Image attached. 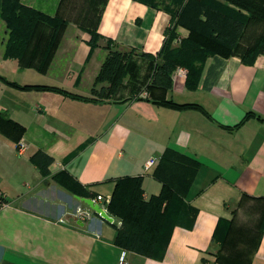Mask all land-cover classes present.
Instances as JSON below:
<instances>
[{"label": "crops", "instance_id": "crops-1", "mask_svg": "<svg viewBox=\"0 0 264 264\" xmlns=\"http://www.w3.org/2000/svg\"><path fill=\"white\" fill-rule=\"evenodd\" d=\"M21 1L51 15L59 3ZM169 25L164 10L137 0H106L98 32L119 49L155 56ZM176 32L178 39L188 35L182 26ZM88 38L69 21L45 71L10 58L16 61L11 74L23 70L24 75L0 74L21 84H53L90 96L107 49L99 43L90 52ZM1 41L5 44L4 35ZM139 63L140 84L125 78L116 95L97 100L20 89L0 80V112L23 127L19 135L10 131L12 136L0 130V264H118L122 252L126 264H224L215 260L219 220L234 218L254 228L264 206V55L253 64L238 56H209L194 89L187 88L186 76L172 74L167 97L196 102L208 116L151 102L145 87L148 61ZM248 112L252 115L244 119ZM17 139L29 144L20 156ZM167 147L200 162L185 197L197 213L191 224L173 227L158 257L118 245L120 219L108 210L112 222L96 213L74 216L83 206L79 194L53 178L65 170L90 196L111 197L114 179L141 176L148 198L159 193L161 182L153 174L156 165L146 170L144 164L150 157L159 160ZM37 150L51 157L46 174L30 159ZM260 230L250 264H264V223Z\"/></svg>", "mask_w": 264, "mask_h": 264}, {"label": "trees", "instance_id": "trees-1", "mask_svg": "<svg viewBox=\"0 0 264 264\" xmlns=\"http://www.w3.org/2000/svg\"><path fill=\"white\" fill-rule=\"evenodd\" d=\"M74 1L59 0L56 13L51 15L25 5L21 0H0V18L8 31L4 56L19 60L22 67L35 65L37 70L45 71L63 29L72 20L88 32L87 43L91 52L98 46V36L103 37L98 32V22L106 0H78L75 5ZM137 1L170 15V25L164 29L163 45L154 56L135 52L134 49H119L113 39L106 38L104 47L107 54L95 76L90 96L53 84H21L5 77L2 79L20 89L55 91L84 100L110 98L116 95L125 78L130 85L140 84L142 78L137 64V58L140 59L137 54H140L142 60L148 61L145 87L151 102L175 109L192 108L208 116L204 107L196 102H178L167 97L174 69L177 66L185 67L186 86L194 89L209 56H238L243 63L253 64L259 54H264V47L259 42L256 47L247 46L242 51L235 49L239 40L249 39L244 34L250 30V26L264 24V0H158L165 3L164 7L157 5L155 0ZM96 2L100 5L97 6ZM177 26L186 28L188 35L176 43ZM46 27L49 29L46 30ZM260 39L257 38L258 41ZM136 90L138 92L140 88ZM5 114L0 112V130L10 136L13 130L21 134L23 127ZM250 115L252 113L248 112L244 119ZM30 159L42 174H46L51 160L48 154L37 150ZM199 166L197 159L167 147L153 172L161 182V189L158 194L148 198L143 196L141 176L114 179L107 209L120 219V224L116 225L115 242L125 249L147 256L162 255L173 227L177 224L189 225L195 219L197 209L188 204L185 197ZM53 178L79 196L94 197L65 170L53 174ZM263 223L264 206L254 228L241 226L234 218H221L213 233L219 245L215 260L224 264H250Z\"/></svg>", "mask_w": 264, "mask_h": 264}, {"label": "rangeland", "instance_id": "rangeland-1", "mask_svg": "<svg viewBox=\"0 0 264 264\" xmlns=\"http://www.w3.org/2000/svg\"><path fill=\"white\" fill-rule=\"evenodd\" d=\"M155 2H156L157 5L159 4L162 7H164V5H165L164 2H161V1H158V0H155ZM166 2H168V1L166 0ZM77 3H78V0L74 1V5L77 4ZM96 3H97L96 5L98 6L99 3L98 2H96ZM232 7L237 8L234 5H232ZM71 11L73 13H75L74 10H71ZM4 26H5V22H4L3 19L0 18V73L3 72V73L8 74V75H14L16 77H20L21 75H24V71L23 70H19L18 72L13 71L12 74H11V68H12V66L16 65V61H18V60L10 62L9 61L10 58L4 56V43L1 41V38H2V35H4L5 40L8 37V31L7 30L4 31V34H3ZM5 29H6V27H5ZM244 36L248 37L249 39L248 40L247 39L239 40V42H237V47H235V49H238V50L242 51V49H245L247 46L248 47H250V46L254 47L257 44V42H259L258 44H261L264 47V24L263 25L250 26V30L246 31ZM258 37H260L262 39H260L258 41L257 40ZM97 42H98V44L99 43H104V45H105L107 40H106L105 37H99L98 36ZM174 42L177 43L178 40L175 39ZM139 55L140 54H137V56L141 59V57ZM259 55H264V54H259ZM140 59L137 58L138 66H141V64L139 63ZM148 59L152 60V58H148ZM25 68H27V66ZM35 74H36V76H41L37 71H35ZM0 80L3 81L2 74H0ZM35 101H37V100H35ZM24 156L25 155H23L21 157H24Z\"/></svg>", "mask_w": 264, "mask_h": 264}, {"label": "built area", "instance_id": "built-area-1", "mask_svg": "<svg viewBox=\"0 0 264 264\" xmlns=\"http://www.w3.org/2000/svg\"><path fill=\"white\" fill-rule=\"evenodd\" d=\"M178 40V38H177ZM173 74H181L186 76L187 74V69L185 67L182 66H177L174 71ZM29 144L23 140L20 139L16 142L15 144V150L17 152V154L20 156L22 154H24L28 148ZM158 162V159L156 157H150L146 160L145 164H144V168L146 170H149L150 168H152L154 165H156ZM94 200V202L99 203V205L108 213V209H107V205L109 203L110 197L107 196H102V195H97L94 198H92ZM3 201V195L0 192V203H2ZM95 212L85 203H83V206H79L77 207V209L74 211L73 215L80 217V218H88L91 215H93ZM118 224H120V222H118ZM118 264H126L125 261V253L122 252L119 258V263Z\"/></svg>", "mask_w": 264, "mask_h": 264}, {"label": "water", "instance_id": "water-1", "mask_svg": "<svg viewBox=\"0 0 264 264\" xmlns=\"http://www.w3.org/2000/svg\"><path fill=\"white\" fill-rule=\"evenodd\" d=\"M76 198L80 200L81 202L88 205L96 214H98L103 219L107 220L108 222H112L113 218L110 216L97 202H94V200L91 197H85V196H79L76 195Z\"/></svg>", "mask_w": 264, "mask_h": 264}]
</instances>
